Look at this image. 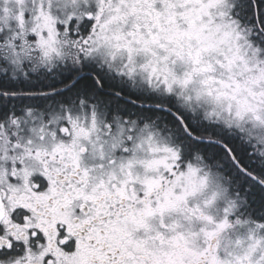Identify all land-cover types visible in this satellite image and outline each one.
<instances>
[{
    "label": "snow or ice",
    "instance_id": "obj_1",
    "mask_svg": "<svg viewBox=\"0 0 264 264\" xmlns=\"http://www.w3.org/2000/svg\"><path fill=\"white\" fill-rule=\"evenodd\" d=\"M0 264H264V0H0Z\"/></svg>",
    "mask_w": 264,
    "mask_h": 264
}]
</instances>
